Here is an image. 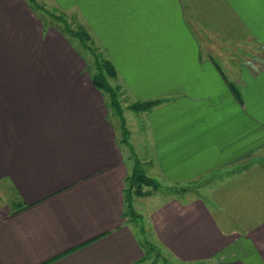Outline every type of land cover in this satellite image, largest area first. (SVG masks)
I'll return each instance as SVG.
<instances>
[{
  "label": "crops",
  "instance_id": "1",
  "mask_svg": "<svg viewBox=\"0 0 264 264\" xmlns=\"http://www.w3.org/2000/svg\"><path fill=\"white\" fill-rule=\"evenodd\" d=\"M39 1L86 26L122 99L156 101L129 138L152 176L231 185L167 195L137 232L110 94L35 0H0V264H148L144 241L178 264H264V0L207 17L190 0Z\"/></svg>",
  "mask_w": 264,
  "mask_h": 264
},
{
  "label": "rangeland",
  "instance_id": "2",
  "mask_svg": "<svg viewBox=\"0 0 264 264\" xmlns=\"http://www.w3.org/2000/svg\"><path fill=\"white\" fill-rule=\"evenodd\" d=\"M36 6H38V10L42 12L41 14L44 16V19L52 22V24H59V26L62 28V30H72L71 33L68 31L65 32L68 35V38L71 40L72 44H74L75 48L79 50V52L86 57L88 60V67L92 72H98L99 71V63L105 59L103 54H102V48H100L96 41L93 40V38L89 35L84 36L83 40H80L78 36H75L74 30L80 31V29H85V27L79 24L77 21V18L74 15L66 14L63 10L56 9L54 7L49 8L44 6L39 0H35ZM41 4H40V3ZM185 3L188 2V0H184ZM190 2H194L198 5L200 9V13L202 16H210L211 9L210 6H212V9L214 8V2L215 0H190ZM39 3V4H38ZM207 4V6H206ZM219 5V4H218ZM206 6V7H205ZM199 9H194L195 11L198 12ZM211 19V18H210ZM57 24V25H58ZM86 30V29H85ZM116 89L117 92V104H110V114L111 118L116 124L117 130H118V136L120 142H124L127 146L128 149V164L131 166V170L134 167V164L136 160H139L142 164V168L144 169L145 173L155 179L157 182V186L151 187L148 185H143V193L141 195L133 194L132 199H131V204L136 211L137 214V221L130 220L132 222L133 227L136 226L137 232L139 231V227H148L149 229V224L147 222V211L148 208L150 209L153 204H155L158 201H161L164 199L167 195H176V196H183L186 197L187 195L189 196H195L199 194L207 195L209 197H217L218 194H224L223 192L227 193L228 190H230V185L231 181L225 177L224 184H222L223 188L219 189L215 187L214 183L222 180L221 178L214 179L213 175H206L204 177H200L196 180L191 181L190 183L184 184V185H167L164 183L163 179L160 177H155L152 176L150 172V169L145 166V161H141L140 159L137 158L139 155V149L137 147V144H134V146L137 148L135 150V147L132 146V144L129 141V138L131 140L133 139L132 136H130L131 131H134L135 135L140 133L141 127L137 126L136 123L138 121L137 116L140 115L144 109L143 108H138L135 109L132 107V105L136 102L132 101H125L124 99L121 98L120 95V88L118 86L112 85ZM131 100V99H130ZM125 101V102H124ZM139 123V121H138ZM224 180V179H223ZM222 180V181H223ZM221 181V182H222ZM213 184H210V183ZM210 184L208 187L207 185ZM221 184V183H220ZM150 187V188H149ZM151 189L154 192V196L151 198H146L145 196L148 195V193L152 192ZM226 191H223V190ZM188 192V193H187ZM14 195V191L10 185H4V187L0 190V202H6ZM143 196V197H141ZM149 199V200H148ZM138 227V228H137ZM148 234V232H147ZM162 254L167 257L168 262L166 264H178L175 263L170 257L162 251ZM155 252L151 253L148 258V264H151L153 261L156 260L155 258ZM157 262L155 264H164L162 261L156 260Z\"/></svg>",
  "mask_w": 264,
  "mask_h": 264
},
{
  "label": "trees",
  "instance_id": "3",
  "mask_svg": "<svg viewBox=\"0 0 264 264\" xmlns=\"http://www.w3.org/2000/svg\"><path fill=\"white\" fill-rule=\"evenodd\" d=\"M64 31L67 32L68 30L67 31L64 30ZM71 31L72 30L68 32L73 34ZM74 31H75L74 35L78 36L80 40H83L84 36H88V33L85 29H80V31H76V30ZM115 74H116V70L114 66L112 65V63L108 59H103L99 63V71L94 73V77H93V81L95 85L98 86L99 88H102L103 90L107 91L110 94L111 104H117V99H116L117 92H116V89L109 84L108 78L114 77ZM155 103H156L155 100L136 102L132 105V107L135 109H138V108L146 109V108L151 107ZM142 167L143 166L141 162L139 160H136L134 167L132 168L130 174L127 177V213L128 214L133 212V206L131 204V199H132L133 194L138 193V195H141V193H143V189H142L143 185H148L151 187L157 186V182L155 181V179L148 176ZM144 249H145L144 259H148L149 255L155 252L156 260L160 259L162 263L165 262L164 264L168 262L167 257L163 255L162 251L159 248H157L154 244L144 241ZM156 260L153 261L151 264H155L157 262Z\"/></svg>",
  "mask_w": 264,
  "mask_h": 264
}]
</instances>
